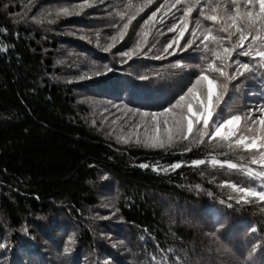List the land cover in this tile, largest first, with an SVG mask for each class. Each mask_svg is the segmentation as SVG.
I'll return each mask as SVG.
<instances>
[{"label": "trees", "instance_id": "1", "mask_svg": "<svg viewBox=\"0 0 264 264\" xmlns=\"http://www.w3.org/2000/svg\"><path fill=\"white\" fill-rule=\"evenodd\" d=\"M220 1L225 10L233 7ZM86 2L93 6L80 15H56ZM164 2L155 0L124 42L106 53L103 47L126 22L119 13L131 10L128 0H0V48H7L0 51V264H264V202L229 199L237 195L229 184L264 190V178L237 161L246 154L244 165L255 168L252 153L218 139L197 146L191 137L168 149L145 148L136 136L125 144L118 138L128 137V124L111 122L112 106L161 111L156 106H170L199 74L202 45L161 60L121 63L120 53L135 46L144 21ZM213 3L199 0L189 28L199 20L198 34L207 27L226 37L221 24L204 19ZM173 22L152 28L144 51L153 44V52L162 51L176 35L166 31ZM238 58L254 72L230 84L225 117L243 115L247 104L239 100L247 92L252 105L264 104V68L256 57ZM177 62L180 69L172 66ZM104 65L116 71L94 76ZM197 159L205 164L193 166ZM212 159L221 163L213 166ZM228 162L237 168L228 169ZM173 163L182 167L173 170ZM66 246L73 251L65 254Z\"/></svg>", "mask_w": 264, "mask_h": 264}, {"label": "snow or ice", "instance_id": "2", "mask_svg": "<svg viewBox=\"0 0 264 264\" xmlns=\"http://www.w3.org/2000/svg\"><path fill=\"white\" fill-rule=\"evenodd\" d=\"M184 2H187L186 7L177 8V5ZM153 3L155 0H141L138 4H133L132 0H128L125 8L131 10L126 13H119L120 20H126V22L122 24V27L117 28L116 34L111 37L112 42L103 47V51L111 52L112 48L123 43L133 21L137 20L140 14ZM198 3L199 0H174L172 3L165 0L144 21V29L140 33L141 39L133 48L120 53L123 58L122 64H127L136 58L165 59L176 55L177 49L181 52L188 49L199 51L201 45L205 55L203 64L198 65L200 71L195 76L194 82H191L190 86H187L186 90L170 106L161 111H139V116L142 119L147 118L144 119L145 135L143 139H140L135 132H129L128 137H119L118 139L127 144L132 136H136L135 143L152 149L173 148L178 142L189 141L190 137L192 138L191 142L197 146L204 143L206 137L211 140L218 139L224 142L230 150L243 149L245 152L252 153L251 163L264 169V104L249 108L244 116L239 114L230 115L227 118L224 116V108L228 106V101L225 98L229 94L230 84L241 77H245V74L254 72L249 62L238 57H252L255 49V57L259 61L258 66L264 68V0H231L233 7L230 9L220 8L217 12V8H212L213 14L204 15L205 20L211 21L213 24H221L219 31L225 33L226 37L213 35V30L207 27L198 34V30L202 27L199 20L195 21V27L190 30L189 18L192 17L193 10ZM92 6L91 3L86 2L78 5L80 10L75 13L68 8H63L58 10L56 15L65 17L72 14L80 15L84 8ZM177 12H182V15L177 16ZM200 12L203 15L204 9L201 8ZM169 19L174 22L168 25L166 31L174 32L176 35L163 46L162 51L153 52L155 44L144 51L147 46V36L151 29L156 28V25H166ZM39 22L41 21L37 20V23ZM47 22L51 24L55 21L47 19ZM157 31L164 35L163 28L157 29ZM189 31L190 38L185 39V34ZM3 33L7 34V29H3ZM233 37L236 39L233 40ZM80 38L85 39L84 36ZM182 40L183 43H181ZM210 43L214 47H210ZM6 50V47L0 48V51ZM208 53L211 54V59L208 58ZM172 66L177 69L182 67L179 62ZM230 68L234 70L229 72L228 69ZM115 71V68L104 65L102 69L97 68L93 75L99 77ZM215 73H218V77L223 79L210 75ZM85 78L91 77H81V79ZM141 79H147V77ZM233 86L239 87L238 84ZM128 111L136 110L129 108ZM149 121L154 133L149 132ZM140 126L139 123L135 125L136 128ZM194 128L196 129L195 133ZM187 150L191 151V148ZM209 163L215 166L221 162L212 159ZM191 164L193 166L204 165L205 160L197 159ZM139 166L148 168L150 165L141 164ZM226 166L228 169L237 168V164L231 162H228ZM180 167H182L181 163L170 165L173 170ZM153 171H159V169L154 167ZM251 171L249 169L250 173ZM255 175L264 178V171L256 172ZM102 179L107 180L108 177L105 175ZM228 187L237 193L236 197H229L230 200L235 199L236 204L246 203L249 197L258 198L264 202V190L257 191L250 187H238L234 184H229ZM228 207H232V204L229 203ZM112 215H115V212ZM110 218L111 216L99 217L101 220ZM40 219H44V217H40ZM255 230V228L252 229L253 232ZM75 243L74 237L69 236L68 244ZM0 247H4V245L0 244ZM72 251L71 247L63 248L65 254Z\"/></svg>", "mask_w": 264, "mask_h": 264}, {"label": "rangeland", "instance_id": "3", "mask_svg": "<svg viewBox=\"0 0 264 264\" xmlns=\"http://www.w3.org/2000/svg\"><path fill=\"white\" fill-rule=\"evenodd\" d=\"M214 1H215V3L212 4V8H217V12H219L220 8H222V5L224 3H223V1H220V0H214ZM212 34L214 35V33H212ZM246 43H248V42H246ZM252 57H255V49L253 50V56ZM241 58L244 60L249 59V57H241ZM245 94H246V98L244 97V98H242V100H239V101L247 104V106L245 107V112L241 116H244L247 113L249 108L255 107L254 105H252L250 103L255 98L253 96V93L250 91V92H247ZM227 98H228V96H226L225 99L227 100ZM168 102L163 106L158 105V106H156V108L163 110V108H165V106L168 105ZM236 102H238V101H236ZM139 111L140 110H136L134 112H129L128 110H126L125 108L120 107V106H112V107L108 108L109 114L113 116V119L111 121L112 123H118L121 119H124V125L128 124V125H126L127 126L126 129L128 128L129 130H131V132L139 131L140 133H143V135H145L144 119H147V118L142 119L139 116V119H138L137 114L139 115ZM150 111H154V110H150ZM111 113H113V114H111ZM134 114H135L136 119H134ZM231 115H234V114H231ZM138 123L141 126L139 128H136L135 125ZM116 126H118V125H116ZM149 132L154 133V129H152L150 126V121H149ZM209 139L210 138H208V137L205 138V140H209ZM246 158H247L246 154L241 155V156H237V159H238L237 161L240 163V166H239L240 168H243V169L247 170L248 172H249V169H251L252 171H251V173L250 172L249 173L254 175V176H255L256 172L264 171V169L260 168L259 165H256L255 168H251L250 166L244 165L246 163V162H244V161H246ZM257 177H259V176H257ZM259 178H261V177H259ZM261 179H263V178H261Z\"/></svg>", "mask_w": 264, "mask_h": 264}]
</instances>
